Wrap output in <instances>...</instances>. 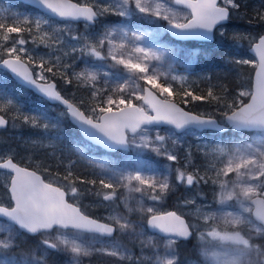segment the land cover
Masks as SVG:
<instances>
[{"label":"snow or ice","instance_id":"snow-or-ice-1","mask_svg":"<svg viewBox=\"0 0 264 264\" xmlns=\"http://www.w3.org/2000/svg\"><path fill=\"white\" fill-rule=\"evenodd\" d=\"M32 3L40 14L6 16L5 10L0 9V66L10 69L49 101L62 104L65 110L60 115L71 117L86 137L105 148L147 149L180 166L165 164L155 168L139 159L123 164L89 159L83 149L77 148L95 171L90 176L77 174L76 162L69 160L63 165V173L52 174L48 165L31 157L20 158L10 148L0 151V181L4 189L0 217L9 222L0 223V233H7L0 238V264H47L50 249L70 255L69 264H80L81 257L93 254L114 257L121 264H180L178 244L194 234L201 244L200 254L211 264H264V242H256L264 241V34L232 35L237 44L248 41L257 57L229 61L237 69L251 65L255 74L249 81L242 82L235 92L225 84H210L206 95H197L188 76L173 74L171 65L168 72L152 65L153 61H163L169 50L155 42L158 33H148L131 20L141 17L150 23L166 21L164 31L182 39L209 38L217 26L223 30L233 17L247 16L241 11L247 4L243 0ZM178 6H183V14ZM253 12L248 23L264 26V3ZM110 14L124 19L115 24L102 23V18ZM78 23H83L84 32L75 27ZM97 25L101 30H97ZM148 36L153 37L154 47L144 44ZM29 43L33 45L31 49L27 47ZM41 46L43 53L38 51ZM108 61L112 62L108 67L122 69L118 73L102 71ZM33 65L39 72L30 70ZM48 74L87 91V99L74 103L65 98ZM160 77H165L163 83ZM175 84L179 87L174 90ZM176 95L183 104L190 100L214 104L220 118L211 113L185 111L169 99ZM10 122L13 127L19 122L41 130L42 137L30 141L33 147H54L60 139L58 134L52 135L53 131L58 133L59 119L45 111L23 113L15 99L0 89V128ZM161 125L171 126L170 135H161ZM204 129L220 133L231 129L239 138L205 145L204 163L200 165L190 149L180 163L176 151L180 137L176 130L187 134ZM209 183L216 203L223 206L236 201L239 210L205 211L206 205H197L196 197L203 195L201 186ZM177 185L195 190V195L184 199L182 206L194 207L193 215L203 221L202 225L189 223L176 211L161 213L156 208V203L174 192ZM88 197L93 198L96 207L108 210V216L93 218L86 214L82 208L89 206L82 202ZM121 205L124 212L120 211ZM133 214L137 219L131 218ZM117 232L127 236L129 243H138L140 254L114 239ZM22 233L45 237L38 246L43 248L41 255L36 249L23 253L20 261L8 255L18 246L16 240ZM86 233L90 234L87 238Z\"/></svg>","mask_w":264,"mask_h":264},{"label":"rangeland","instance_id":"rangeland-1","mask_svg":"<svg viewBox=\"0 0 264 264\" xmlns=\"http://www.w3.org/2000/svg\"><path fill=\"white\" fill-rule=\"evenodd\" d=\"M256 2V6L254 8H258V6L260 7V5L262 3H264V0H255ZM14 2L11 0L8 1H1L0 0V9H4L5 10V15L7 16L9 13H20L22 15H31V16H35L40 14V11L38 10H31V9H21L19 7H16L14 4ZM177 10L181 12V14H183V12L185 11L183 9L182 6H178ZM111 19L108 20H102V23L105 24H115V23H120L124 18L118 17L116 18V15H111L110 14ZM238 19H242V16L238 17ZM132 23L133 24H141L143 26V29L148 32V33H158V35L155 36V42L158 43L159 45H161L162 48H166L169 51L167 52V54L165 55V58L163 61L161 62H156L153 61L152 65L156 66L159 68L160 71L162 72H168L169 71V65H171V68L173 70V74H177V75H186L189 78V83L192 84L193 81L195 82H200V80H202L203 77H205L204 74L202 73H194L193 72V67L196 64L197 61V57H198V53H199V49L196 46L190 45L187 42H183V41H179V42H171L166 40L168 31H164V27L166 26L167 22L166 21H161L159 23H150L148 21L143 20L141 17H133L131 18ZM7 22H11V20H8ZM75 27H82V31L84 32V25L82 23H79L77 25H75ZM97 30H101L100 26L97 25ZM223 31V34H222ZM235 32H240V33H250L252 35H258V34H263L264 30H261L260 28H256L254 26V24H245L241 27H236V26H232V25H227L224 26L223 30H221V28H219L218 33L220 35H228V34H232ZM16 34H14L13 36L15 37ZM27 39V38H26ZM248 47H249V43L248 41H246ZM144 44L146 46H150V47H154L155 45L153 44V37L152 36H148L145 38L144 40ZM244 45V44H243ZM27 47H29L30 49L33 47V45H31V43H29L27 45ZM38 51L40 53H43L45 50L43 48V46H41ZM111 61H108L105 65V67L102 69V71H107V72H111V73H118L120 69H122V66H117V68H111L108 67L107 65L111 64ZM32 69L34 70V72H39V69L36 68L34 65L31 66ZM81 67H83V65L81 64ZM0 76L1 78H5L7 75L5 74L4 71H2L0 69ZM49 76V80H52V76L51 74H48ZM165 81V77H160V82L163 83ZM141 84H143V82L141 81ZM0 89H3L4 91H6L7 93H9L17 102L18 106L21 107L23 113L25 114H35L39 111H45L48 113V115L50 116L52 111L54 110L55 113L53 114V119H59L60 122L64 119L65 116H61L60 114L62 112H64V109H60L58 108L57 105H52L49 104L45 105L43 103H41L39 100H33L30 102H20V97L18 99L17 95H20V89L15 88L13 86H2L0 85ZM39 102V103H38ZM171 127L169 126H165V127H159V131L161 133V135H170L169 129ZM156 129H153L152 134L154 135ZM177 132V136L180 137V144L177 146V153L180 157V163L183 162L184 156L186 151H188L189 149L191 150L192 156H193V151H195V156L196 159H200L199 161H195L197 165H200L202 163H204V159L202 156V152L205 151V145H210L213 144L214 142L219 143V142H223L221 139V135H219V133L213 132V131H205V132H188L187 134H181V132ZM53 136H56L55 133H52ZM245 135H250V133H245ZM3 137H12L13 139H15V141L17 143L11 144V143H7L5 144L4 142L0 141V151H7L9 148L14 150L16 153L19 152V150L21 148H27V147H33L30 143V141L32 140H36V139H40L42 137V133L41 130L39 129H34L32 128L31 130H29L27 133H24L22 130L18 131L17 133H10L7 130H0V139ZM174 139L177 137H173ZM238 137L235 140H238ZM45 144H47V141H45ZM35 148H39V149H43L46 150L47 155L52 157L57 164L59 165H66L69 160L71 161H75V165L76 166H80V167H87V169H92L95 171V169L88 163V159H85L83 157L80 156V153L76 151L77 148L79 149H83L85 156L89 159H95V160H107V161H111V162H116L118 164H123V163H127V162H131V161H135L137 159L145 161L147 165H152L155 168H162L165 164H171L173 167H179L180 164L177 162H170L167 161L165 158L156 155V153L151 152L150 150H140L137 148H129L126 151H118L115 152L113 154H108V153H98L97 151H94L92 149L89 148L88 145L81 143L80 141H75L71 144L65 143L63 142L61 139L57 140L55 142L54 147H35ZM55 149V150H54ZM193 150V151H192ZM3 186V181H0V196H3L4 194V190L2 189ZM182 189H185V191H183ZM218 191V188L216 189ZM177 191H183L182 192V201L179 203V207H180V213L186 215L189 220L192 222H197L200 223L201 225L203 224V221H197L196 217L193 215V213L195 212V208L194 207H184L182 206V202L184 199L186 198H192L195 195V190H188L186 189V187L184 185H177L176 189L174 190V192ZM200 191L203 193V195L196 197V204L197 205H206L205 207V211H214V212H236L239 210V205L237 204L236 201H229L227 205H219L218 203H216L214 201L213 198V186L209 183L208 185H202L200 188ZM172 192V193H174ZM170 193V194H172ZM136 196H139V193L135 194ZM149 204H151V202H148ZM83 205H88L90 211H92V214H94L93 216H95L96 218H102V217H107L109 212L108 210H106L103 207H96L95 204L93 203V201H84L82 202ZM169 204L168 203V199L167 197L165 199H163L160 202L156 203V208L158 209L159 212L165 211L169 208ZM84 209V208H82ZM120 211L124 212V208L123 205H121L120 207ZM245 215H249V214H245ZM132 219H137V216L135 214H133V216L131 217ZM106 221V220H105ZM0 223L3 224H7L9 223L7 220H5L4 218H0ZM148 234L151 235V231L147 230ZM7 235L6 232H2L0 233V238H3ZM52 237L54 238V236L56 235L54 232L51 234ZM90 234H85V237L87 238ZM20 237V236H19ZM18 237V238H19ZM18 238L16 240V244L18 243ZM42 238H45L42 236ZM114 239L119 240L121 243L127 245L128 247L133 248V251L135 252L136 255L140 254V249H139V245L138 243L136 245H133L131 243H129V238L125 235H121L120 233H116L114 235ZM19 244V243H18ZM99 246V245H97ZM200 247L201 244L199 241L195 242V248L197 253L200 256V263L198 264H211V261L206 259L205 257H203L200 254ZM30 250H26V251H20L19 253L16 252H9L8 255L9 256H15V259L17 261H20L22 259V254L23 253H27ZM37 251V255H41L43 253V248L38 247L36 248ZM50 250H48L47 252V256H49L50 254ZM179 253V252H178ZM64 258L61 264H69V261L71 260L70 255L64 253ZM150 254V253H149ZM101 257V259H97ZM91 260H93V263H102V264H121V262H119L116 258L114 257H109L106 255H101V254H93L92 256H88V257H81L80 258V264H88L90 262H92ZM47 262V260H46ZM47 264H49V262H47ZM124 264H126V262H124ZM181 264V263H180ZM184 264H196L194 262H188V263H184Z\"/></svg>","mask_w":264,"mask_h":264},{"label":"trees","instance_id":"trees-1","mask_svg":"<svg viewBox=\"0 0 264 264\" xmlns=\"http://www.w3.org/2000/svg\"><path fill=\"white\" fill-rule=\"evenodd\" d=\"M1 1H8V0H1ZM12 1V0H11ZM78 2V0H75ZM14 2V1H13ZM243 3L247 4V8L244 9V12H247V16H244L242 20H239L238 17H233L231 19V22L228 25L241 27L244 24L248 23V20L254 16L253 9L256 5L255 0H243ZM16 7H19L21 9H31L36 10L35 8H32L30 6L24 5L22 3L14 2L13 3ZM259 8V7H258ZM117 18V16H116ZM110 15H107L102 18V20H110ZM256 28H261V30H264V26H258L255 25ZM78 28V27H77ZM81 32L82 27L78 28ZM14 35V34H12ZM25 38H28L25 35ZM166 40L171 42H176L172 38H170L168 35L166 37ZM190 45L196 46L199 49L198 57L196 64L193 67V72L196 73H202L205 75V77H210V80L202 79L200 82L193 81L192 90L196 92L197 95H206L207 89L210 84H225L228 86L230 90L235 92L241 85L242 82H247L253 77L254 69L251 65H244L240 67L239 69L236 68L235 65L229 63L232 59H254L253 56L248 52V45L246 41H241L239 44L235 43L232 40V34H228L226 36H222L219 33L216 34L215 40L213 42H200V41H188L187 42ZM244 44V45H243ZM26 60V58H25ZM7 76L5 78H1L0 76V85L2 86H13L15 88L20 89L21 92L20 95H17L18 99L20 97V102L26 101L30 102L33 100H39L41 103L48 105V102H46L44 99L39 97L34 92L27 90L20 84H18L8 73H5ZM53 78V77H52ZM54 81L58 85V89L66 96L68 99L72 100L74 103L77 102L80 99H87L88 92L83 89H78L75 85L68 86L66 85L63 80L59 78V76L53 78ZM179 85H174V90L178 88ZM172 99L176 100L179 104L184 106L186 109L196 112L198 114L202 113H211L215 117L220 118V113L216 110V107L214 104H210L207 101H189L188 104H183L181 101L180 96L176 95L171 97ZM246 102V101H245ZM39 103V102H38ZM58 108L62 109L58 106ZM54 114L55 111L51 110ZM51 113L50 117H53V114ZM17 127H13L11 122L9 123V127L7 129L10 133H17L18 131L22 130L24 133H27L32 128L28 125L20 124L19 122ZM56 135L58 134L60 139L68 144H71L75 141H80L83 144H86L89 146L90 149L97 151L98 153H104L105 151L102 150L100 147L94 146L92 143H90L88 140L84 139L79 130L71 124L68 121L67 116L64 117V119L60 122L58 133L56 131H53ZM238 137V133H235L233 131H227L223 134H221V139L223 142H229L230 140H235ZM0 141L7 143H17L15 139L12 137H3L0 139ZM193 151V150H192ZM20 158H23L27 160L29 157H31L33 160L42 162L45 165L49 166V170L52 174H55L56 172L63 173L64 167L63 165L57 164V162L50 156L47 155L46 150L35 148V147H27V148H21L19 152L17 153ZM113 154V153H110ZM193 156H195V151H193ZM195 161H199L200 159H196L194 157ZM74 170L77 172V174L84 175V176H90L94 170L87 169V167H80L76 166L74 167ZM3 189V186H2ZM4 190V189H3ZM185 191V189H182ZM183 191H177L172 194H169L167 196L168 203L170 208H180L179 203L182 201V192ZM84 201H93V198L88 197L84 199ZM86 213L90 215L92 214V211H90L89 208L84 209ZM201 230H204L203 228ZM118 233V232H117ZM41 235H29L26 233H22L20 237L18 238V245L17 247H14L10 252H16L19 253L20 251H26V250H33L38 248L39 242L42 240ZM198 241L197 235L194 234L192 237V240L188 241H180L178 244V252H179V260L180 263H187L189 261H192L196 264L200 263V256L196 251L195 243ZM257 243H261L264 241L257 240ZM64 252H58L56 250H51L48 257H46L47 262L49 264H61L64 258ZM101 259V257L96 258ZM92 262L88 264H102V263H93Z\"/></svg>","mask_w":264,"mask_h":264},{"label":"water","instance_id":"water-1","mask_svg":"<svg viewBox=\"0 0 264 264\" xmlns=\"http://www.w3.org/2000/svg\"><path fill=\"white\" fill-rule=\"evenodd\" d=\"M13 1H15V2H19V3H23V4H26V5H28V6L32 7V8H35V9L39 10L38 7L35 6V5L32 3V0H13ZM73 2L75 3V2H77V1L73 0ZM218 2H219V0H218ZM182 7H183V6H182ZM39 11H40V10H39ZM228 22H229V21H228ZM228 22H226L225 24H227ZM219 28H220L219 26H217L216 28H214V29L212 30V32L209 34V38L190 37V38H187V39H182V38H179V37L174 36V35L172 34L171 31H168V33L170 34V36H172V38H174V39H176V40H181V41H187V40L213 41L214 38H215V33H216V31H217ZM249 52H250V54H252V56H253L255 59H257V57L255 56V54L250 50V47H249ZM0 68L3 69V70H5V71H7V72H9V74L12 76V78H13L15 81H17L19 84H21V85H23L24 87H26L27 89L33 91L34 93H36L38 96L44 98V99H45L46 101H48L49 103H51V104H57V105H60L61 107L64 108V106H63L62 104H60L59 102L49 101L46 97H44L41 93H39L34 87L25 84L20 78H18L14 73H12L10 69H5L3 66H0ZM30 70H32V71L34 72V70L32 69L31 66H30ZM34 73H35V72H34ZM254 74H255V73H253V76H254ZM54 82H55V81H54ZM55 83H56V82H55ZM56 86H57V83H56ZM149 87H150V86H149ZM57 90L59 91L58 87H57ZM154 91H155V90H154ZM60 92H61V91H60ZM61 94H62V92H61ZM62 95H63V94H62ZM63 96H64V95H63ZM64 97H65V96H64ZM65 98H66V97H65ZM161 98H163V97H161ZM67 99H68V98H67ZM170 100H171L173 103H177L175 100H172V99H170ZM177 104H179V103H177ZM179 106H181V105L179 104ZM181 107H183V106H181ZM183 108H184V107H183ZM184 110H185V111H189V110H187L186 108H184ZM189 112H192V111H189ZM192 113H195V112H192ZM195 114H197V113H195ZM68 119H69V121H70L73 125H75V126L78 128V130L80 131L81 135H82L85 139L89 140L92 144L97 145V146L103 148L105 151H117V150H112V149L105 148L103 145L98 144L95 140H93V139H91V138H89V137H86V136L83 134V132L81 131L80 126H79L78 124H76V123L71 119V117H68ZM217 119H218V118H217ZM8 126H9V125H8ZM8 126L5 127V128H0V130H5V129L8 128ZM161 126H170V125H161ZM204 130H205V129H204ZM208 130H209V129H208ZM177 131L180 132V130H177ZM198 131H203V130H198ZM70 202H71V201H70ZM170 211H175V210H170ZM166 212H169V211H166ZM176 212H177V211H176ZM162 213H164V212H162ZM177 213H178V212H177ZM178 214H179V213H178ZM180 215H181V214H180ZM183 217H184V219L187 221L186 217H185V216H183ZM0 218H4V217H0ZM93 218H95V217H93ZM4 219L7 220V218H4ZM102 222H106V221H102ZM150 231H151V230H150ZM27 234H28V233H27ZM114 234H115V233H114ZM30 235H36V234H30Z\"/></svg>","mask_w":264,"mask_h":264},{"label":"flooded vegetation","instance_id":"flooded-vegetation-1","mask_svg":"<svg viewBox=\"0 0 264 264\" xmlns=\"http://www.w3.org/2000/svg\"><path fill=\"white\" fill-rule=\"evenodd\" d=\"M256 6V5H255ZM259 7V6H258ZM242 12H244V9L241 10ZM242 18H244V16H242ZM239 20H242V19H239Z\"/></svg>","mask_w":264,"mask_h":264},{"label":"bare ground","instance_id":"bare-ground-1","mask_svg":"<svg viewBox=\"0 0 264 264\" xmlns=\"http://www.w3.org/2000/svg\"><path fill=\"white\" fill-rule=\"evenodd\" d=\"M23 4V3H22ZM24 5H26V4H24ZM28 6V5H27ZM262 27V26H261ZM261 29V28H260ZM57 87H58V85H57Z\"/></svg>","mask_w":264,"mask_h":264}]
</instances>
